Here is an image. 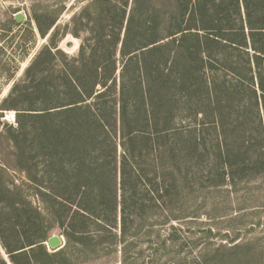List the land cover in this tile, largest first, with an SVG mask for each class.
Listing matches in <instances>:
<instances>
[{"label": "trees", "instance_id": "1", "mask_svg": "<svg viewBox=\"0 0 264 264\" xmlns=\"http://www.w3.org/2000/svg\"><path fill=\"white\" fill-rule=\"evenodd\" d=\"M163 1H171L175 12L159 8L166 25L162 37L151 23L138 46L127 51L128 24L118 78L98 71L101 60H110L102 46L103 53L92 49L94 68L84 73L64 68L55 72V79L63 72L64 85L44 86L52 69L36 70L42 55L53 56L57 47L48 46L15 79L0 45V74L4 70L6 82L12 81L0 109L15 110V125L6 123L0 136L12 143L8 158L0 157V169L26 171L30 186V197L14 186L5 187L7 197L0 200V244L12 264H43L38 254L62 256L70 245L106 242L118 218L122 239L138 210L146 212L151 202L166 205L158 200L164 188L178 193L185 188L176 172L179 163L195 162L194 156L196 162L211 157L221 165L228 133L258 148L262 160L254 163L264 169V0H231L238 10L236 27L203 23L222 0ZM16 25L9 16L0 37ZM137 50L140 55L131 54ZM251 115L257 123L254 144L241 132ZM220 168L216 183L223 180ZM142 183L145 189H139ZM53 227L65 244L48 253L44 241Z\"/></svg>", "mask_w": 264, "mask_h": 264}, {"label": "rangeland", "instance_id": "2", "mask_svg": "<svg viewBox=\"0 0 264 264\" xmlns=\"http://www.w3.org/2000/svg\"><path fill=\"white\" fill-rule=\"evenodd\" d=\"M159 8L175 12L171 1L165 3L163 0H0V25L18 12L24 15L19 25L0 37L1 55L10 57L8 67L15 73V79H20L39 50L57 46L52 49L53 56L42 55L36 71L42 67L51 68L48 69L51 75L44 83L42 81L43 85L62 86L65 84L61 79L63 72L71 73L73 67L78 73L94 68L92 49L97 48L98 53H103L102 46H107L104 53L110 60L108 63L101 60L98 71L107 75L114 73L118 78L124 61L120 49L129 25L127 51L138 46L141 31L151 23L157 24L160 37L165 34V18L159 15L162 13ZM197 8L200 10V6ZM201 12L205 15L204 9ZM210 14L212 16L206 17L204 24L213 21L218 26L236 27L239 23L238 10L231 0H222L218 12ZM41 31H46V35L42 36ZM199 36L203 34L200 32ZM67 40L73 41L72 47L65 46ZM55 49H60L59 53ZM131 54L140 55V50ZM219 64L218 73L221 71ZM133 68L135 70V66ZM59 70H63L60 79H55V72ZM2 71L0 100L12 83L6 82ZM92 82L89 78L83 83L90 86ZM105 82L110 83L109 79ZM54 98L51 96L50 99ZM14 112L11 108L0 109V136L5 135L6 123L15 125L6 120V115ZM241 132L245 141L255 143L257 123L252 115ZM212 135L206 134L208 138ZM228 135V151L221 165L211 157L196 162L194 156L191 157L195 162L179 163L176 172L184 177L185 188L179 193L170 187L164 188L163 193H166L158 200H166V205L151 202L152 206L147 207L146 212L138 210L126 228L122 238L124 243L118 218L117 226L105 234L106 242L96 246L93 242L74 244L67 247L62 256L45 258L38 254L37 257L43 264H264V169L254 163L256 159L262 160L263 155L258 148L242 145V137ZM0 140V157L8 158L12 143ZM230 144L234 145L232 149ZM30 165L28 162L27 167ZM222 165L223 180L216 183L215 172H219ZM39 166L42 168L43 164L39 163ZM27 182L26 171L1 168L0 200L7 197L3 189L14 186L22 187L30 197ZM145 188L144 184L139 185V189ZM60 231L53 227L48 231V237L52 234L63 236ZM63 241L65 243L64 236ZM44 244L48 253L57 250L50 248L46 241ZM2 259L12 264L0 244V264Z\"/></svg>", "mask_w": 264, "mask_h": 264}, {"label": "water", "instance_id": "3", "mask_svg": "<svg viewBox=\"0 0 264 264\" xmlns=\"http://www.w3.org/2000/svg\"><path fill=\"white\" fill-rule=\"evenodd\" d=\"M14 20L19 23L24 20V15L21 12H18L14 15ZM65 46L70 48L73 46V41L67 40L65 42ZM46 244L52 248V249H60L64 246V241H63V236L57 235V234H52L50 235L47 240Z\"/></svg>", "mask_w": 264, "mask_h": 264}, {"label": "built area", "instance_id": "4", "mask_svg": "<svg viewBox=\"0 0 264 264\" xmlns=\"http://www.w3.org/2000/svg\"><path fill=\"white\" fill-rule=\"evenodd\" d=\"M6 120L14 122V113H9L8 115H6Z\"/></svg>", "mask_w": 264, "mask_h": 264}]
</instances>
